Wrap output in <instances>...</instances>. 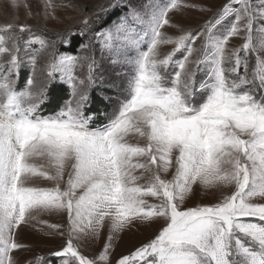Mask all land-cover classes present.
I'll list each match as a JSON object with an SVG mask.
<instances>
[{"label":"snow or ice","instance_id":"obj_1","mask_svg":"<svg viewBox=\"0 0 264 264\" xmlns=\"http://www.w3.org/2000/svg\"><path fill=\"white\" fill-rule=\"evenodd\" d=\"M43 5L56 19L52 0ZM187 8L196 5L109 0V23L93 30L100 17L85 18L54 40L0 26V264H18L15 230L34 213L66 216V231L49 226L64 238L58 264H264V0H227L197 29L169 16ZM86 33L77 54L57 48ZM236 36L244 43L229 49ZM137 170L151 173L147 184ZM197 188L217 202L186 207ZM156 223L154 238L111 258L120 233ZM106 226L103 250L85 255L82 242Z\"/></svg>","mask_w":264,"mask_h":264},{"label":"rangeland","instance_id":"obj_2","mask_svg":"<svg viewBox=\"0 0 264 264\" xmlns=\"http://www.w3.org/2000/svg\"><path fill=\"white\" fill-rule=\"evenodd\" d=\"M109 0H52L55 6L53 9H48L49 12H54L56 19L51 16L45 18V8L43 0H17V7L12 6V0H0V26L12 23L16 25L17 31L21 25H27L32 32L43 34L45 38L54 40L57 33H64L67 31H76L83 27L82 21L87 18L89 21L100 17L99 23L94 25V29H99L105 24L109 23L114 16L109 13L105 18L100 9L108 4ZM189 4H195L196 8H187L181 11H173L169 13L174 23L180 24L185 28L197 29L205 22L213 18L216 13L227 0H186ZM27 5L28 7H25ZM200 8L208 9L200 11ZM31 13V14H29ZM162 31L168 35H176L174 28L166 26ZM27 33L22 34L23 39H27ZM90 33H86L79 38L85 41ZM75 37V36H74ZM203 37L197 40L196 46L199 47ZM244 40L240 36L232 37L229 40L228 48L232 49L240 47ZM38 48L39 45H33ZM59 51L67 49L68 46L57 44ZM79 49V48H78ZM171 45L161 47V53L165 54L171 51ZM77 54V52L75 53ZM73 54V55H75ZM254 55V54H253ZM41 58L40 63H43ZM86 72V69L84 70ZM27 73L26 68L21 69L19 84L22 86ZM77 74H82L77 71ZM66 97L70 94V89L64 85ZM42 114H49L50 107L45 104L41 106ZM130 143L143 144L144 141L138 136H130L128 138ZM36 163L42 164L45 161L37 160ZM71 171L70 167L65 168V181L68 178V172ZM134 175L143 177L136 181L138 185H145L148 183L151 173H146L143 170H137ZM172 172L167 175L162 173L163 178L171 179ZM32 185L42 188L53 187V182L45 180L41 177H36L32 181ZM63 183L61 187H63ZM149 203H158L152 197H144ZM218 193L211 190L204 191L197 188L196 195L189 199L186 207L195 206L197 204L208 205L217 202ZM36 219L30 220L27 224H22L20 228L16 229V240L19 244L23 245L22 248L16 250L12 255L15 257L18 264H32L37 258H43L50 261V264H58V261L52 257V253L60 249L64 243V238L61 237L57 231L50 225L60 224L66 231V216L48 214V213H34ZM160 223L153 224L150 228L140 227L125 230L120 233L117 238L113 240V248L110 252L111 258L115 260L122 254H127L129 251L134 250L136 247L142 245L148 240L154 238L157 234V229ZM108 237V229L105 227L103 233L98 240H86L82 242V251L85 255L90 257L98 255L103 250V245L106 243Z\"/></svg>","mask_w":264,"mask_h":264},{"label":"trees","instance_id":"obj_3","mask_svg":"<svg viewBox=\"0 0 264 264\" xmlns=\"http://www.w3.org/2000/svg\"><path fill=\"white\" fill-rule=\"evenodd\" d=\"M83 41V39L79 38V37H73L72 38V43H71V46L67 49H62L63 51H67V52H70L72 54H75L79 48V44L80 42Z\"/></svg>","mask_w":264,"mask_h":264}]
</instances>
